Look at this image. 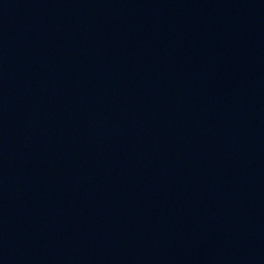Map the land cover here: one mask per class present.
Returning a JSON list of instances; mask_svg holds the SVG:
<instances>
[{
    "label": "water",
    "instance_id": "95a60500",
    "mask_svg": "<svg viewBox=\"0 0 264 264\" xmlns=\"http://www.w3.org/2000/svg\"><path fill=\"white\" fill-rule=\"evenodd\" d=\"M0 264H264V0H0Z\"/></svg>",
    "mask_w": 264,
    "mask_h": 264
}]
</instances>
